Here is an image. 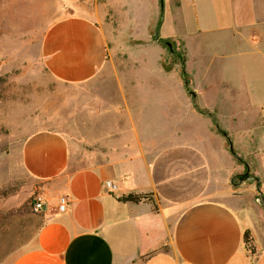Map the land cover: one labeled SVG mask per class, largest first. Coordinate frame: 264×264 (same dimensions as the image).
Returning <instances> with one entry per match:
<instances>
[{
  "label": "crops",
  "instance_id": "crops-1",
  "mask_svg": "<svg viewBox=\"0 0 264 264\" xmlns=\"http://www.w3.org/2000/svg\"><path fill=\"white\" fill-rule=\"evenodd\" d=\"M57 2L59 16L40 47L54 79L102 83L119 53L125 69L150 70L118 76L127 88L92 91L90 122H80L73 145L52 131L24 140L23 164L39 182L45 207L35 236L10 264H264V211L245 206L232 188L242 165L229 145L251 147L248 165L264 197V0ZM159 40L184 50L190 99L159 66L171 83L167 92L182 101L160 123L142 124L136 116L158 106H137L130 97L156 94L144 89L142 78L153 53L162 59ZM200 65L203 78L195 73ZM214 65L222 70L219 84L209 75ZM129 194H150L153 202L119 201ZM62 197L64 213L58 211Z\"/></svg>",
  "mask_w": 264,
  "mask_h": 264
},
{
  "label": "rangeland",
  "instance_id": "rangeland-1",
  "mask_svg": "<svg viewBox=\"0 0 264 264\" xmlns=\"http://www.w3.org/2000/svg\"><path fill=\"white\" fill-rule=\"evenodd\" d=\"M99 1L116 4L118 0ZM110 13L116 18L114 11ZM58 16L57 0H0V264H10L42 223L43 212L37 213L33 209L35 198L40 194V184L24 167V140L40 131H52L64 135L73 145L81 136L80 122H90L92 91L117 90L120 85L127 88L128 83L117 81L118 76L122 80L124 74H142L150 70V67L138 65L125 69L122 53H119L114 64H108L104 70L106 78L102 83L72 85L57 81L44 66L40 47L50 23ZM118 22V18L114 20L117 31L123 27ZM162 49L161 61L157 50L151 56L150 75L142 78L144 89L152 88L156 94L134 93L130 97L137 106L151 102L158 106L157 112L153 109L136 116L142 124L156 119L160 123L162 116L164 119L171 114L170 105L182 101L167 92L171 83L160 77L159 66L163 74L176 78L178 87L174 88L180 90L186 88L182 78L184 68L190 99V62L188 67L186 64L183 67L181 56L186 57L184 50L174 42L170 46L162 44ZM205 71V66L195 68L199 78L205 76ZM209 75L214 83L219 84L221 67L214 65ZM216 95L217 91H213L207 102L212 103ZM187 123L186 129L190 128V119ZM90 132V129L86 132L89 138ZM233 148L242 161L235 162L242 167L236 168L231 186L243 195L245 206H258L264 211L261 185L248 165L251 147L242 144ZM240 168L242 170L238 171Z\"/></svg>",
  "mask_w": 264,
  "mask_h": 264
},
{
  "label": "trees",
  "instance_id": "trees-1",
  "mask_svg": "<svg viewBox=\"0 0 264 264\" xmlns=\"http://www.w3.org/2000/svg\"><path fill=\"white\" fill-rule=\"evenodd\" d=\"M156 39V38H155ZM160 44H168V42L164 41V40H159L158 41ZM181 62L183 63V67H184V64H185V58L183 56H181ZM182 76L184 78V82L186 84V89L188 88V81L186 79V74L184 72V68H183V73H182ZM214 121V125H215V128H216V131L223 135L224 137H227V133L225 131H223L222 129L219 128L218 124H217V121L215 119H213ZM231 146V153L232 155L234 156V158L238 161V162H242L241 159L237 156V154L235 153L233 147H232V143L229 144ZM247 178V177H246ZM241 179H244L241 178ZM152 195L150 194H129L127 196H123L119 199L120 202H123V203H126V202H131V203H134V204H139V203H142V202H153V199L151 197ZM155 210H156V207H155ZM244 242L247 246V248L249 249V251L251 253H254V245L252 243V239H251V235L249 233H245L244 234Z\"/></svg>",
  "mask_w": 264,
  "mask_h": 264
},
{
  "label": "built area",
  "instance_id": "built-area-1",
  "mask_svg": "<svg viewBox=\"0 0 264 264\" xmlns=\"http://www.w3.org/2000/svg\"><path fill=\"white\" fill-rule=\"evenodd\" d=\"M106 188L114 190L115 186L112 183L107 182ZM44 207H45V201L43 197L40 195H37L35 198L34 204H33L34 211L37 213L42 212ZM67 208H68V200L64 197L60 198L59 204H58V211L60 213H64L67 211Z\"/></svg>",
  "mask_w": 264,
  "mask_h": 264
},
{
  "label": "water",
  "instance_id": "water-1",
  "mask_svg": "<svg viewBox=\"0 0 264 264\" xmlns=\"http://www.w3.org/2000/svg\"><path fill=\"white\" fill-rule=\"evenodd\" d=\"M169 45V44H168ZM170 46V45H169Z\"/></svg>",
  "mask_w": 264,
  "mask_h": 264
}]
</instances>
